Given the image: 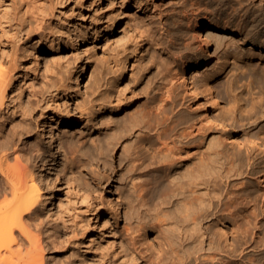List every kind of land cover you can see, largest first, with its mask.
<instances>
[{
    "label": "rangeland",
    "instance_id": "374dc122",
    "mask_svg": "<svg viewBox=\"0 0 264 264\" xmlns=\"http://www.w3.org/2000/svg\"><path fill=\"white\" fill-rule=\"evenodd\" d=\"M15 1L18 8L12 17L4 20L0 13V66L9 68L13 75L0 121L16 117L13 112L32 110L29 123L18 127L22 136L19 144L27 150L36 143L40 145L38 153L30 152L33 160L30 166L42 190H53L57 196L55 207L51 211L45 210L40 237L42 243L47 244L57 235L53 239L59 243L58 249L48 250L46 246L45 255L49 258L53 254L57 261L68 264H122L128 227L133 228L140 222L146 231L150 260L169 262L171 247L166 240H169L171 231L170 187L166 185L156 197L149 196L147 201H140L134 196L133 189L131 191L130 178L127 185H123L124 180L121 182L126 173L123 158L135 139L137 127L143 125L144 114L168 85L166 73L158 67L162 56L166 55L164 46L161 42L159 46L146 43L152 33H159L154 27L157 16L147 10L149 0H64L54 6L55 15L45 14L42 23H35L33 19L41 12L35 13L28 5L35 1L36 8L47 11L50 0H0V7L4 2L11 4ZM167 1L165 9L168 14L162 18L167 19L168 36L176 37L179 45L183 36L174 25L179 12L175 13L172 8H179L180 2L190 3V0ZM197 1L199 8L194 14L197 17L215 19L223 9L238 8L241 13H249L252 8L247 0H239L240 3L236 0ZM255 3L262 9L260 18L264 17V1L261 5L259 0ZM58 15L68 24L59 21ZM161 41L165 43V38ZM231 48L237 49L236 44L232 43ZM245 48L264 56V48H252L249 44H245ZM29 50L33 56L27 55ZM187 51L183 52L186 54L184 59L192 62L196 52ZM220 56V53L213 55L210 62L193 75H215L223 62ZM75 60L84 65L78 86L70 80V76L74 81L77 78L73 65ZM66 65H69L71 75L65 73L61 83L66 87L63 84L64 88L56 90L52 85ZM214 84L219 91L218 110L234 112L235 131L225 134L230 135L236 145L244 146L249 139L250 127L259 121L264 124V118L256 122L253 119L259 105H264V98L255 95L254 99L251 92L242 89L240 102L231 105L224 83L216 80ZM174 93L176 101L169 104L168 110L175 106L187 107L189 97L184 87L178 85ZM181 104L184 106H178ZM207 110L212 117L210 104ZM43 112L53 116L46 131L42 129L43 118L40 117ZM68 117H72L70 123L67 122ZM134 120L137 126L125 136L123 125ZM153 121L150 118V123ZM108 125L115 127L107 129ZM10 126V121H5L2 127L3 139L7 141L12 136ZM48 128L52 129L57 142H50ZM219 135L223 134L213 129L200 139L207 151H211L210 141ZM69 139L73 142L70 143ZM139 150L147 162H165V155L158 150L155 141ZM259 168L255 165V172L238 177L244 183L245 195H250V200L247 204L241 203L232 223L237 237L245 229H248L247 234L256 231V242L262 244L264 205L256 182L260 174L256 170ZM111 176L114 179L107 178ZM132 177L138 179V171ZM117 200L115 213L113 203Z\"/></svg>",
    "mask_w": 264,
    "mask_h": 264
},
{
    "label": "bare ground",
    "instance_id": "6f19581e",
    "mask_svg": "<svg viewBox=\"0 0 264 264\" xmlns=\"http://www.w3.org/2000/svg\"><path fill=\"white\" fill-rule=\"evenodd\" d=\"M62 1L64 0H50L47 11L36 8L37 2L32 1L28 7L35 13H38V10L41 12L33 16L34 22H44L45 14L55 15L54 6L63 3ZM236 1L240 3L239 0ZM247 1L252 5L249 13H241L238 8L230 11L223 9L218 11L220 16L215 19L194 15L199 8L197 0H190V3L180 2L179 8H172L175 13L179 12L178 21L174 22L175 28L180 30L183 36L179 45L176 37L168 36L167 19L162 18L168 14L165 9L168 1H148L147 10L151 15L157 16V24L154 27L158 28L159 33H152L153 36L148 38L146 43L159 46L161 42L162 47L164 46L166 55L162 56L158 67L166 73L168 85L144 114L143 125L137 127L135 139L123 158L126 173L121 182L124 180L123 185H127L130 178L131 191L133 189L134 196L140 201H147L149 196L156 197L166 185L170 187L171 231L166 243L170 245L171 253L167 263L150 260L146 231L137 221L138 225L128 227L126 254L122 264H264V243L257 244L256 231L247 234L248 229H245V233L240 231L241 235L237 237L232 223L239 206L247 204L250 200V195H245L244 183L238 177L251 171L255 172V165L260 166L258 171L256 170L260 173L256 182L264 205V124L259 121L248 128L247 143L244 146L239 143L236 145L234 139L228 135L229 132L235 131L234 112L227 109L218 110L219 91L214 84L216 80L224 83L229 97L228 103L231 105L240 102L242 89L251 92L254 99L255 95L264 98V56L245 48V44L251 45L252 48H264V17L260 18L263 13L259 12L262 9L257 8L256 0ZM263 1L259 0V5ZM3 5L0 7V13L6 20L14 15L18 5L16 1L11 4L4 2ZM57 17L60 18L59 15ZM61 20L60 18L59 21ZM62 22L68 24L64 20ZM140 38L145 40L143 36ZM164 38L165 43H162ZM141 39L139 42H142ZM232 43L236 44L237 49L231 48ZM187 50L196 52L192 62L184 59L186 54L183 52ZM31 51L29 50L27 55L33 56ZM216 53L222 55L220 57L223 62L215 75L194 76V73L206 66ZM73 65L77 78L74 81L73 76H70V80L73 85L78 86L84 65L80 64L79 60H75ZM68 66L66 65L64 70L61 69L56 77L57 80L52 85L56 90L64 88V85L66 87L61 81H64L65 73L71 75ZM12 76L9 68L0 66V112L5 104ZM178 85L184 87L189 103L185 108L175 106L168 110L169 104L175 100L174 89ZM209 104L213 112L212 117L207 110ZM31 112L30 109L13 112L16 117H6L0 121V264H68L62 260L57 261L53 254H49V258L45 255L46 246L48 250L58 249L59 243L53 239L57 235L47 244L42 243L40 237L46 217L45 210L51 211L55 207L57 196L53 190H42L36 181L38 177L30 166V152L38 153L40 145L36 143L27 150L19 144L22 136L18 127L29 123L27 121ZM40 117L43 118L42 129L45 130L53 116L43 112ZM150 118L154 119L153 124L150 123ZM260 118H264V105H259L253 116L255 122ZM61 119L62 115L58 116L59 123ZM5 121H10V128L13 130L10 141L3 139L2 127ZM71 121L72 117H68L67 122ZM136 126L135 120L123 125L124 135L127 136ZM114 127L108 125L107 129ZM213 129L223 135L213 138L209 143L211 151H207L200 139L205 138ZM48 130L50 142H57L52 129ZM71 140L70 143L73 142ZM153 141L165 155V162L161 164L155 161L147 162L140 153L139 148L151 145ZM96 144L98 145V142ZM136 171L138 179L132 177ZM107 178L114 179L112 176ZM43 198L46 201H43ZM113 207L117 213L118 200L113 203ZM237 227L236 225L235 228Z\"/></svg>",
    "mask_w": 264,
    "mask_h": 264
}]
</instances>
